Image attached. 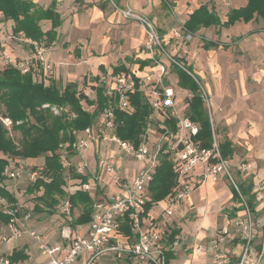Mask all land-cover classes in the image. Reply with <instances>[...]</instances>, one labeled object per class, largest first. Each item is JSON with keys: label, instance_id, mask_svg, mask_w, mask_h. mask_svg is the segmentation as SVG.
I'll list each match as a JSON object with an SVG mask.
<instances>
[{"label": "built area", "instance_id": "built-area-1", "mask_svg": "<svg viewBox=\"0 0 264 264\" xmlns=\"http://www.w3.org/2000/svg\"><path fill=\"white\" fill-rule=\"evenodd\" d=\"M120 13L124 19L138 23L143 31L149 70L141 76L126 71L100 75L98 82L103 87L107 106L90 126L71 133L72 142L59 145L67 193L87 192L93 198L89 221L85 226L73 225L69 198H64L55 208L61 224L57 242L51 244L40 230L31 226L34 219L32 207L25 202L9 203L0 197V213L8 217L6 222H0V246L27 236L37 253L45 258L42 264H99L106 255H111L114 261L129 260L130 264H166L165 249L160 245L158 230L155 227L143 229L140 219L150 200L148 187L159 164V156L165 154L173 164L175 184L165 198L166 208L161 214L162 219H170L175 207L198 187L224 178L238 198L230 203L234 216L228 218L225 215V224L211 238L209 262L264 264V218L256 220L239 191L238 182L233 178L234 172L240 176L247 174L251 165L239 162L232 166L221 156L219 143L214 136V110L208 91L182 64L184 62L176 61L166 53L154 23L130 8ZM173 38L176 42L187 43L192 35L183 29L175 30ZM161 54L167 59L162 60ZM172 64L189 74L198 87L197 93L211 126L210 147H203L197 139L200 126L189 116V102L193 94L179 87L177 81L168 82ZM5 65L15 67L21 74L31 73L39 82L46 81L53 67L41 47L37 48L34 57L6 62ZM135 91L142 94L151 110L138 145L116 135L114 117L115 109L125 114L133 112L130 94ZM84 94L87 96V93ZM52 111L59 114L54 107ZM68 115L74 117L72 113ZM168 120L175 121L174 131L166 127ZM1 122L6 128L11 126L7 118L1 119ZM90 147L94 163L92 169L85 154ZM129 160L140 166L131 177L124 174V163ZM102 174L107 176V182L114 187L115 193L106 190V184L101 181ZM2 175L10 192L16 190L19 180L34 183L42 178L39 169H27L21 163L12 164L10 161ZM73 175L89 176V179L82 182ZM125 220L135 235L133 240V236L123 239L121 227ZM10 256L0 254V264H31L23 259L11 260Z\"/></svg>", "mask_w": 264, "mask_h": 264}, {"label": "crops", "instance_id": "crops-1", "mask_svg": "<svg viewBox=\"0 0 264 264\" xmlns=\"http://www.w3.org/2000/svg\"><path fill=\"white\" fill-rule=\"evenodd\" d=\"M29 1L43 9L53 7L59 14L61 24L55 29L56 39L48 47H44L43 43L36 44L22 38V35L15 36L11 31L13 22L4 20L0 14L1 69L6 62L13 63L34 57L37 48L41 47L45 58L53 66L51 80L47 79L45 84L53 82L63 87L66 83L75 82L79 88L82 87L84 93L91 92L93 99L94 88L100 75L113 73L115 68L122 66L126 72L141 76L150 67V62L141 66L142 61L148 60L144 50L143 31L138 23L124 19L120 11L130 8L134 13L148 17L159 27L170 26L180 21L183 28L188 16L202 5H206L209 10L213 9L222 23L227 20L229 10L246 5V0H163L164 3L162 0ZM39 25L42 32L51 29L50 21L43 20ZM214 28L237 32L233 36H238L240 42L238 47L248 49L246 54L232 57L228 44H222L227 45V48L219 45L205 49L202 41L209 39H203L201 49L196 55V62L194 63L191 57L186 65L196 67L198 78L204 81L207 91L211 94L214 104L213 115L217 118L219 133L222 134L219 144L224 142L229 144L227 158L229 164L234 166L239 162L249 163L252 172L256 173V176L253 175V192L257 203L254 217L261 220L264 218L263 22L261 19H252L249 22L240 20L229 27L220 25L200 28L196 33L199 31L210 33V29ZM242 33H246L243 40L239 38ZM195 46H197L195 41L189 44L193 52ZM247 121L251 125H247ZM91 152L90 147L86 154L87 162L92 169L94 163ZM139 167L129 169L125 167V176L131 177ZM101 181L105 184L108 181L107 176L102 174ZM233 195L230 184L221 178L216 183L198 187L175 207L170 219H162L161 214L166 208L165 197L153 203L148 211L145 210L140 218L142 228L155 227L158 230L160 245L165 249L166 264H210L211 238L215 231L225 224V215L228 218L234 216V210L230 208V203L235 200ZM27 204L33 210L34 204L31 202ZM33 216L31 226L40 230L51 244L56 243L59 228L54 230L53 227L44 228L42 225L34 224L40 215ZM125 226L126 223L123 222L122 228ZM121 234L123 239L128 238L122 230ZM134 237L135 235L132 240ZM18 251L23 252L25 256L23 260L31 264H42L45 261L27 236H23L17 242L0 246V254L11 255ZM99 264H130V261H114L111 255H106L100 259Z\"/></svg>", "mask_w": 264, "mask_h": 264}, {"label": "trees", "instance_id": "trees-1", "mask_svg": "<svg viewBox=\"0 0 264 264\" xmlns=\"http://www.w3.org/2000/svg\"><path fill=\"white\" fill-rule=\"evenodd\" d=\"M162 3H164L163 0ZM0 14L4 20L13 22L11 29L13 35H22V38L36 44L43 43L44 47H48L56 39L55 29L61 24L60 16L53 7L43 9L29 0H0ZM252 19H261L264 30V0H246L244 7L229 10L227 20L223 23L213 9L209 10L206 5H202L188 16L183 29L194 36L200 28L220 25L229 27L236 21L249 22ZM43 20L51 23V29L46 32H42L39 25ZM202 42L205 49L219 45L222 48L228 47L210 40ZM148 63L149 60L142 61L141 66ZM121 71H126V69L120 66L115 68L113 73ZM177 73L179 87L189 89L193 94L189 102V116L200 126L197 139L203 147H210L212 143L211 126L198 96V87L184 70L178 68ZM97 83L94 88L95 99H89L83 93L82 87L79 88L75 82L66 83L63 87H58L53 82L46 85L43 81L35 80L31 73L21 74L11 65L0 69L1 198L9 203H15L21 197L18 195L19 187H21L19 184L12 192L6 188L2 173L9 161L19 159L22 163L24 160H33L43 156V165L39 167L42 178L34 183L28 184L27 182L25 191H21V193L27 192V197L32 200L34 204L32 213L51 216L55 214L58 203L68 197L72 212L75 208L80 210L73 220V225L86 224L89 221L93 198L87 192L76 191L70 195L67 193L64 169L60 163L59 145L72 142L71 133L82 131L90 126L107 106L106 98L103 96V87L98 81ZM84 104L86 107L83 106ZM130 104L133 108L131 114L114 110L116 135L122 140L138 145L151 110L138 91L130 94ZM51 107L58 109L59 114H54ZM69 113L74 114V117H69ZM4 118L11 121L9 128L2 124L1 119ZM165 125L169 130H175L174 120L166 121ZM10 130L19 133L20 140L17 143L8 137ZM228 146L227 142L219 144L220 154L224 159L229 157ZM35 167L32 169H36ZM73 178H80L82 182H86L89 176L73 175ZM174 184L175 175L171 162L167 155L160 154L159 164L148 187L150 202L146 204L145 210L148 211L153 203L163 200L171 192ZM238 184L241 195L245 197L249 208L254 212L257 203L253 192V177L240 178ZM233 197L235 200L238 198L236 193ZM7 219V216L0 213V222H6ZM125 223L126 226L121 227L122 232L133 236L129 222L125 220ZM24 257L23 252L18 251L13 252L10 259L21 260Z\"/></svg>", "mask_w": 264, "mask_h": 264}, {"label": "rangeland", "instance_id": "rangeland-1", "mask_svg": "<svg viewBox=\"0 0 264 264\" xmlns=\"http://www.w3.org/2000/svg\"><path fill=\"white\" fill-rule=\"evenodd\" d=\"M220 15H222V14H220ZM181 25H182V23L180 21H177L176 23H173L172 25L166 26V27H159V26L156 25L157 26L156 28H157V30L159 32V35H160L161 41H162V43L164 45V48L166 50V53L169 54L170 56H173V58L176 61L184 62L185 64L182 63L183 65H186V63L190 61L191 57H192L193 62L194 63L196 62V60H197L196 55L201 49V44H202L201 40H203V39H209V40H212V41H216L219 44H228L229 47H230V51L229 52H230L232 57H234V56L238 57V56H240L242 54H243L242 56H244L246 54V52L248 51V49L245 48V47H242V48L240 46L238 47V45L240 43V42H238L239 41L238 40V36L237 37L233 36L234 34H237V32L234 33L231 29L214 28V29H210V33H201L202 31H199L194 36H192V39L189 42H187V43L180 42V41L176 42L175 39L173 38V32L175 30H182L183 28H182ZM254 29H256L255 26H254ZM245 36H246V33H242L241 35H239V38H241V39L243 38L244 39ZM193 41H195L197 43V46H195L194 52H193V48L191 49L189 47V44H191ZM17 43L19 44V42H17ZM188 52H191V54H188ZM160 58L162 60H166L167 59L164 54H161ZM17 61H20V60H17ZM258 65L260 66V63H258ZM6 66L7 65L3 64V68L6 67ZM186 68L188 70H190L194 74V76L197 78L199 84L201 86H204L205 89L207 90L204 81L201 80L200 78H198V76L196 74V67L195 66L186 65ZM0 69H1V67H0ZM177 71H178V67L175 66V65L173 66V64H172L171 68H170V75H169V78H168V82L169 81L170 82L177 81V83H178V73H177ZM50 76L47 78L48 80H51L52 76L51 77ZM248 83L250 84V81ZM166 84H167V82H166ZM58 87H61V86H58ZM83 89H86V88H83ZM187 90L189 92H191V90H189V89H187ZM86 92H88L87 93L88 98L89 99H93V94L91 92H89V91H86ZM209 96L211 97L210 93H209ZM211 104H212V109L214 110V104H213L212 98H211ZM44 106H46V105H44ZM83 106L86 107L85 104ZM52 108L53 107H51V111H52ZM204 111H205V109H204ZM212 117H213L212 119H213L214 136H215L217 142L219 143L222 140V138H221L222 134L219 133V125H218V122H217V118H215L214 115H212ZM247 125H251V123H249V121H247ZM8 137L11 138L15 143H17L20 140L19 133L18 132H13L12 130L9 131ZM10 162L12 164L21 163L19 161V159L11 160ZM21 164L25 165L27 169L35 167V166H36L35 168L40 169L39 167L43 165V156H40L37 159H33V160H27V161L24 160ZM124 165L128 169L136 167V166L137 167L139 166L138 163H136L134 161H131V160L127 161ZM172 166H173V164L171 163V167ZM253 175L256 176V173L252 172V170H250L247 174H244L242 176V178H241L240 174H235V172H234L233 178H234V180L236 182H238L240 180V178L241 179H246L249 176L253 177ZM17 183L19 184V186H21V187H19L20 189L18 191V195L21 196V197H19V202H22V200H24V202L27 204L28 201L30 200L29 199L30 197H27V192L26 193H21V191H25V187L27 185V180H25V179L24 180H19V182H17ZM105 184H106L105 185L106 190L111 191L110 192L111 194L115 193L114 187L111 184H109L108 182H106ZM153 209H155V208H153ZM79 213H80V210L75 208L73 210V212H72V215L75 218ZM39 217L40 218L34 224L42 225V227H44V228L47 227V226H48V228L49 227H53L54 230L60 228L61 221H60V218L58 216H56V214H54V216H52V217L51 216L42 217V215H40Z\"/></svg>", "mask_w": 264, "mask_h": 264}]
</instances>
